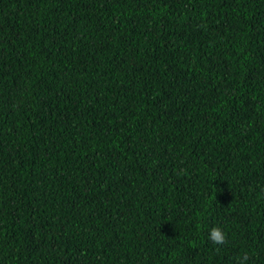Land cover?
I'll return each mask as SVG.
<instances>
[{"label": "trees", "instance_id": "1", "mask_svg": "<svg viewBox=\"0 0 264 264\" xmlns=\"http://www.w3.org/2000/svg\"><path fill=\"white\" fill-rule=\"evenodd\" d=\"M0 264H264V0H0Z\"/></svg>", "mask_w": 264, "mask_h": 264}, {"label": "clouds", "instance_id": "2", "mask_svg": "<svg viewBox=\"0 0 264 264\" xmlns=\"http://www.w3.org/2000/svg\"><path fill=\"white\" fill-rule=\"evenodd\" d=\"M217 245L223 244L227 240L226 233L219 227L213 228L209 237Z\"/></svg>", "mask_w": 264, "mask_h": 264}]
</instances>
